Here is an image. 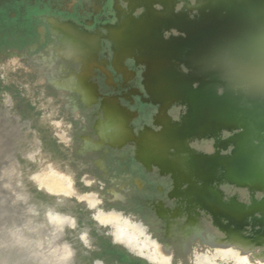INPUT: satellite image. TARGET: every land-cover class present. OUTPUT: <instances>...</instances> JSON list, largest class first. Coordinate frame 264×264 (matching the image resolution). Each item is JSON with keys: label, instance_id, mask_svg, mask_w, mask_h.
<instances>
[{"label": "bare ground", "instance_id": "6f19581e", "mask_svg": "<svg viewBox=\"0 0 264 264\" xmlns=\"http://www.w3.org/2000/svg\"><path fill=\"white\" fill-rule=\"evenodd\" d=\"M129 2L130 4H143L145 9L149 7L154 12L156 11V15L161 13V17L156 18L161 23L157 24L153 21L150 23L149 19L143 18L145 13L138 18L125 14L121 25L111 31L115 35L119 54L138 51L146 59L148 65L146 83L151 97L159 100L163 105L180 101L187 106L183 120L178 125L169 123L163 114L160 115L164 128L159 134L147 131L141 136L140 156L145 160L156 161L171 168L178 180L190 181L185 193L191 197V205L210 211L227 232L225 240L212 239L214 255L218 250L220 254H223V250L235 249L242 256L247 255L249 258L251 250H254L256 246H264V220L257 219L252 214L253 211L264 212V196L258 201L252 199L251 204L246 206L236 196L224 199V192L218 186H214L213 180L225 179L255 191L264 190V162L263 165L261 162L264 160L261 152L264 144H261L256 151L251 142V138L256 134L253 126L254 120L261 121L262 119L259 117L254 119L255 116L251 113V109L244 105L246 102L242 104L239 99L234 100L226 95H218L220 90L216 88L213 79L229 80L233 72L238 70L246 75L252 72L260 76L264 83V0H238V9L227 8L229 3L225 2V6L221 7V12L231 13L225 11L233 9V14L226 15L224 16L226 18L216 20L211 24L206 23L207 25L187 19L183 9L176 12L173 0H129ZM155 2L161 3L165 11L155 9L153 7ZM185 6H188V3ZM185 6L184 9H186ZM145 23L150 25H145ZM167 25H174L184 30L185 37L179 35L165 39L163 31ZM60 28L67 41L62 50L74 53L91 48L95 44L94 37L87 35L72 24H61ZM151 30L157 35H151ZM143 33L146 37L139 38L138 35ZM236 33H243V40L248 39L250 42L249 47L239 48L241 41H233L234 39L224 37L227 34ZM211 36L220 37L222 41L211 47L199 48L197 43ZM251 46L262 54L247 55ZM184 53L185 61L193 67L184 73L176 71L178 76L174 70L175 68L180 69V65L177 64L180 59H176L179 58L178 55ZM9 57L15 61V58ZM85 67L87 68L88 65ZM86 72L87 70L79 74H70L63 79L53 74L50 76L56 85L76 87L82 92L84 98L91 99L95 94V89L87 81ZM196 74L201 79L202 85L192 88L196 82ZM45 78V75L40 74L38 80L43 82ZM184 81L186 83L183 85ZM210 82H212L211 86L206 84ZM254 94L252 93L250 100H254ZM261 95L264 97V86ZM4 98H7L6 95ZM105 105L106 121L99 126L100 131L113 141H121L129 134L125 124L126 111L113 98H108ZM1 108L4 109V106L2 105ZM2 112L5 110L0 111V114L6 116ZM222 128L231 132L222 145L226 149L224 154L220 153L221 150L219 151L218 147L215 153L200 154L187 144L188 138L195 134H216ZM260 128L264 134V123ZM233 129L240 131L233 132ZM94 144L95 142L91 139H86L84 142L86 147ZM170 146L174 147L172 154L169 152ZM11 167L14 166L11 165ZM198 179L200 183L195 182ZM96 196L99 198V194ZM98 209L104 211L102 208ZM8 217L10 219L0 212V223L15 220L22 222L24 218L23 214L18 217ZM106 219L109 218L106 217ZM189 224L192 229H197L195 216L189 218ZM140 245V240L128 244L130 248L138 249L141 248ZM158 246L157 248L153 245L144 252L151 257L170 256V251L164 245ZM255 257L260 264H264V248L255 253ZM249 261L252 264L250 259Z\"/></svg>", "mask_w": 264, "mask_h": 264}, {"label": "flooded vegetation", "instance_id": "af4514ba", "mask_svg": "<svg viewBox=\"0 0 264 264\" xmlns=\"http://www.w3.org/2000/svg\"><path fill=\"white\" fill-rule=\"evenodd\" d=\"M87 1L88 2H86V6L92 11L96 12L100 9L102 0ZM123 1L126 2L125 7L121 5L120 0H113L112 8L116 17L114 23L97 25L93 30H87L82 25L76 24L70 20L66 21L59 20L56 17H46L44 20L47 22L48 27L53 33L58 35V43L49 44L46 48L45 54L28 58V65L31 69H33L34 73L32 74L34 77H37V79L39 78L40 74L46 76L42 83L49 85L53 90H55L56 94L60 96L58 97L57 101L61 103V105L59 104V107L64 111V113L71 114L72 116L78 115L77 117L73 118L81 121L79 126L74 127L72 124H65L59 116L55 117L56 115H53L49 119L59 121L60 127L57 128L53 125V121L50 122L49 135L55 137L58 142L66 145V147L68 146L66 152L68 151L72 155L83 157V164L94 165L99 170V172L95 174L96 181H102V179L110 181L108 185L104 184L102 186V191L104 192L108 187H113L110 192H106V195L114 197V201H123L124 205L127 208L129 207L130 199L132 197L131 188L128 184L129 173L127 172L116 175L113 170H127V161L131 155L133 159L137 161L146 171H156L159 176L165 177L164 184L157 183L154 186L149 185L140 178H132L136 188L142 190L141 194L144 195V198L141 200L142 204L147 207L148 210H152L153 214L162 222V233L163 237L165 238L163 240L159 238L150 240L149 236H147V239H139L141 241V245L143 246L142 247L140 245L141 248L139 249L143 251L148 250V248L153 246L152 242L154 241L155 244L164 245L170 251V264H183L185 260H187L190 264H194V260L198 255L205 253L213 254L214 248L212 247V239L225 240L227 238V232L222 228L219 221L214 218L210 211L200 206L194 207L191 205V197L185 193L190 181H180L176 178L171 168L165 167L156 161L145 160L142 156H140L139 140L141 136L147 131L153 134H159L164 128V122L160 118V115L163 114L169 123L178 125L183 120L184 114L187 111V106L185 103L180 101H173L170 104L163 105L159 100L151 97L146 83V74L148 71L146 59L142 57L138 51H127L123 54H119L115 35H113L111 31L121 25L122 17L125 14L138 18L143 14V10L145 9L143 4H130L129 0ZM155 3L163 7L161 3ZM67 5H70V2H67ZM137 7H141V11L137 14H134V11L137 9ZM67 23L74 25L87 35L90 34L91 37H94L95 44L91 46V48L76 51L74 53H69L64 49L62 50V47L67 41L65 40L66 37H64L60 25ZM172 28L180 30L174 25H167L164 31L170 30ZM164 31L163 37L165 39L179 36L168 35L166 37ZM99 37H104L110 42L111 56L109 63L115 69L116 73L120 74L119 80L112 79L111 72L106 69V60L99 57L98 55L100 49L98 43ZM9 56L16 58L9 53L6 56V62H14ZM59 57L77 63V69L74 70L63 64H58L57 58ZM128 57H131L135 64L143 65L139 82L142 85L146 96L143 95L144 92L142 93L138 88L128 86V80L131 81L134 75V71L126 66L125 62ZM86 65H88L87 68L85 67ZM95 68L102 70L104 74L103 82L104 84H107L108 92L101 91L96 82L92 80V75ZM84 70H87V81L95 89V94L91 99L84 98L82 92L76 87L70 85H56L50 76L53 74L57 78L63 79L70 74H79ZM117 89L119 92L114 91ZM72 94H74V96H70ZM135 96H138L139 100L142 102L155 105V111L149 113L145 109V114L141 115V111L139 112L138 109H131L130 106L125 105L120 101L122 98L127 101L128 104H133ZM108 98H113L116 103L124 111H126L127 114L125 118V124L129 130V134L121 141H113L109 136L104 135V133L100 131L99 126L106 121L105 102ZM76 102L87 105L85 107H91L94 104H97V107L93 112L90 111L88 118H85L80 114L81 109H76ZM172 105H182V108L179 109L178 113H175V117L171 112H174ZM62 117H66V115H62ZM143 119H147L149 123L143 122ZM224 131H227V129L222 128L216 134H195L188 138L187 144L190 148L195 149L200 154L215 153L217 147L219 148V151L221 150L220 153L224 154L226 153V149L222 145L227 137V135L223 134ZM86 139H91L93 142H95V144L89 147L84 146ZM173 151L174 147L170 146V154H172ZM92 153H95V155L89 156ZM115 160H118L119 162H113ZM83 177L85 179L93 180L94 176L92 173L88 172L83 175ZM120 177H126V179H121ZM195 182L200 183L201 181L198 179ZM213 184L214 186H218L224 192V199H228L229 196H236L238 199L235 192L230 193L229 195L226 194L224 187H222L224 184H228L237 188H245L246 190L249 189L248 187L237 185L225 179L213 180ZM89 190L90 189H88L87 192H89ZM154 193H156V196L153 195ZM96 194H99V197L101 196L100 191ZM121 197H123V200H121ZM105 208L106 205H104L103 209ZM200 211L208 214L211 226L214 227V229H216L220 234L213 233L208 227L203 225ZM191 216H195L197 219V229H192L189 224V218ZM131 220L134 221L133 219ZM134 222L139 224L138 221ZM172 239L173 242H177L179 244V249L183 253L182 257H178L176 255L175 248L172 244ZM132 249L140 251L138 248ZM255 253L256 252H254V250L249 252V259L251 260L252 264H256L257 262ZM144 254L149 260L156 262L155 260L150 259L151 256L149 254H146L145 252ZM251 256L253 258H251ZM216 264H224V261L217 259Z\"/></svg>", "mask_w": 264, "mask_h": 264}, {"label": "rangeland", "instance_id": "374dc122", "mask_svg": "<svg viewBox=\"0 0 264 264\" xmlns=\"http://www.w3.org/2000/svg\"><path fill=\"white\" fill-rule=\"evenodd\" d=\"M67 2H70V5H67ZM86 2L88 1L0 0V52L15 53L16 56L20 55V57L17 58V68L11 70L7 69L4 73V76L1 75L3 70L0 69V93L3 91L11 92L14 104L13 108H16L19 113L32 118L33 123L38 128L40 134L39 136L43 142V145L54 154L53 157L64 158L73 167L76 166L75 156L70 154L69 152H66L65 154V151H63L62 149L61 143L58 142L53 136L49 135V123L44 120L43 109L38 105L41 102L39 87L46 86L47 89L50 88V90L48 91L51 95H54V93L49 85L41 83V81H39L37 77L33 76V69H31L28 65L29 60L27 61V59L45 54L46 48L49 44L58 43V35L50 30L47 22L44 20L46 17H56L59 20H70L76 24L82 25L87 30H93L97 25H103L106 23L112 24L115 22L116 17L112 8L113 0H102L100 9L96 12L89 9L86 6ZM194 2L195 0H176L174 8L177 11L183 8L186 3H188V5H192ZM120 3L123 7L126 6L125 1L120 0ZM153 7L158 10L161 8V6L157 3H154ZM140 11L141 7H137V9L134 11V14H137ZM193 11H195V9H190L188 12L191 15ZM154 14H157L156 11L154 12ZM149 17L151 16L149 15ZM148 21L150 23L152 21L153 23L157 24L161 23V21L154 18L149 19ZM146 24L148 23H145V25ZM164 33L166 37L168 35H183L181 31L173 28L164 31ZM150 34L153 36L157 35L152 30ZM138 37L142 39V37H146V35L143 33L138 35ZM99 47L100 49L98 55L99 57L106 60V69L111 72L112 79L119 80L120 74L116 73L115 69L109 63L111 56L109 40L104 37H100ZM6 59L7 58H5L4 56V61H6ZM57 63L68 66L74 70L77 69V63L62 57L57 58ZM125 63L129 69L134 71L132 80L128 81V86L136 87L143 93V87L139 82L143 65L135 64L134 60L131 59V57H128ZM178 65H180V69L177 70L174 67V73L176 75H178L177 72L184 73L190 69L182 62H180ZM103 75L104 74L102 70L95 68L93 71L92 80L96 82L101 91L108 92L107 84H104L103 82ZM22 82H29L30 86L27 88ZM185 83V81L182 82L183 85ZM114 91L119 92L118 89ZM143 95L146 96V93L144 92ZM55 101L57 104V100ZM120 101L123 104L130 106L131 109H138L139 112L141 111V115L145 114V109L149 113L155 111V105L140 101L138 96L134 97L133 104H128V102L122 98ZM96 107L97 104H94L91 107H85L82 103H79V108L81 109L80 114L85 118H88L90 115V111L93 112L94 110H96ZM56 108L57 115H66L64 119L68 121L69 124H72V126L77 127L81 124V121L74 119L70 114H65L64 111L59 107V104ZM172 108L174 109V112H171L175 117V113H178L179 109L182 108V105H172ZM143 122L149 123L147 119H143ZM230 133V131L223 132L224 135H228ZM34 149L36 150L35 145L32 147L31 151H35ZM113 162L119 161L115 160ZM127 163V170H113V172L116 175L127 172L129 173L128 184L131 188L132 197L130 199V205L128 209L130 208L133 213L137 214L143 220V222L148 225L154 236L163 240L165 238L163 237L162 233V222L153 214L152 210H148V208L142 204L141 200L142 198H144V195L141 194L142 190L136 188L132 178H140L141 180L147 182L149 185L154 186L157 183L164 184L165 177L159 176L156 171H146L137 161L133 159L132 155L129 156V160L127 161ZM85 165L84 170H82L83 172H90L92 174H97L99 172V170L94 165ZM58 168L61 171L69 172L67 169H61L60 167ZM120 178L126 179V177ZM102 181L106 185H108V183L110 182L106 179H102ZM222 187H224L227 195L235 192L240 201L244 203L249 202L247 190L245 188H237L228 184H224V186ZM256 194L259 195L260 192H257ZM153 195L156 196V193H154ZM72 211L75 213H81V209L78 207L72 209ZM0 212L4 213L7 218H9L8 216L13 217L10 212H6L5 210L4 212L0 210ZM200 214L203 225L208 227L213 233L220 234L216 229H214V227L211 226L208 215L206 213H203V211H200ZM91 235L94 239V243L99 247L92 250V255L101 257L110 264H113L115 259H117L121 264H148L144 260H140L137 257H134L123 251L120 247L111 245L106 238L98 235L94 229L91 230ZM172 244L175 248L176 255L178 257H182L183 253L179 249V244L177 242H173ZM263 248L264 246H256L254 248V252L257 253ZM251 258L253 257L251 256ZM79 260L80 262H82V264H89L90 257H88L87 255L79 254ZM183 264L190 263L185 260Z\"/></svg>", "mask_w": 264, "mask_h": 264}, {"label": "water", "instance_id": "95a60500", "mask_svg": "<svg viewBox=\"0 0 264 264\" xmlns=\"http://www.w3.org/2000/svg\"><path fill=\"white\" fill-rule=\"evenodd\" d=\"M176 0H173L175 4ZM225 2L229 3V7L227 8H236L238 9V0H195V2L192 5L186 6V9L181 8L177 10L176 12H179L183 9V12L187 15V19L192 20L193 22H199L204 24H211L213 22H216V20H221L223 18H226L224 16L233 14V9L231 11H225V12H231V13H223L221 12L222 8L225 6ZM223 3V4H222ZM173 5V4H172ZM224 5V6H223ZM223 6V7H222ZM228 6V5H226ZM222 7V8H221ZM190 9H195L189 14ZM159 10H164V7H161ZM165 11V10H164ZM149 12V14L147 13ZM153 12V13H152ZM221 12V13H220ZM143 18L147 19H156L161 17L160 15L154 14V11L146 7V9L143 10ZM151 15V17H149ZM155 15V16H154ZM68 21V20H66ZM206 24V25H207ZM182 31L183 35L181 37L185 36V31ZM226 38H230L231 40H239L242 42L241 45H239V48L242 47H249V40H243L244 36L243 33H236V34H227V36H224ZM100 38V37H99ZM222 39L217 36H211L207 40H202L197 43L199 45V48L211 47L215 44H219ZM99 43V40H98ZM198 49V47H197ZM261 55L262 53L258 51L256 48L251 46V50L247 52V55L255 54ZM9 53L0 52V69L3 70L1 75H5L4 73L6 70H11L17 68V58L20 57V55H17L15 53H10L13 56H15L14 62H6L4 61V56H6ZM179 58L176 60H179L177 64L182 62L184 65L188 66L192 69V65H188L186 60V55L180 54L178 55ZM243 57V56H242ZM37 74V73H36ZM196 82L195 85H192V88H196L198 85H202L201 79L198 78V75H195ZM199 79V80H198ZM219 79V78H218ZM231 79V80H230ZM229 80H216L213 79L216 83V88H218L220 91L217 93L218 95H226L228 97L233 98L234 100L239 99L240 103L243 104V102H246V107L251 109V113L255 116L254 119H257L256 117L261 118L262 120H254L253 126L255 127V137L251 138L252 145L255 147V150L257 151L261 144H264V134L261 131L260 126L264 123V97L261 95L262 88L264 86L263 79L253 74L252 72L242 73L241 71L235 70L233 72L232 78ZM198 80V81H197ZM242 80V81H241ZM40 81V80H39ZM200 81V82H199ZM211 81V80H210ZM23 83V82H22ZM42 83V82H41ZM27 88L30 86L29 82L23 83ZM205 84V83H204ZM207 85L212 84L206 83ZM215 86V85H214ZM40 90V96H41V102L38 104L43 109L44 114V120L48 123L54 121L52 119H49L51 116L56 115L57 117V108L58 104L61 105L60 102L56 104V101L58 97H60L58 94H56L55 90L51 88L54 95H51L47 89L46 86L39 87ZM236 91V92H235ZM252 93L254 94V100H250L252 97ZM6 95L7 98H4ZM63 96V95H62ZM74 96V94L70 95ZM60 100V99H59ZM76 109L79 108V102H76ZM4 106V109L1 108V106ZM13 98L11 96V92L3 91L0 93V111L5 110L6 116L3 114H0V169L8 168L9 166L13 165L15 168V175L10 178L9 182L12 185V189L15 192H23L24 196L26 197L27 204L23 203H13V192L8 191L4 188H0V201H3L2 204H0V210L4 212H10L13 217L19 216L20 214H23V210L27 205H35L37 210L39 212H43L44 207L51 206L55 210L69 214L71 216H74L76 218V228L75 229H66L65 233L63 235V241L67 242L72 250V257L70 260V264H82L79 260V254L81 255H87L90 257L89 264H110L107 261H105L103 258L92 255V250L99 248L98 245L94 243V239L91 235V230L94 229L96 233L104 238H106L109 243L113 246L120 247L123 251L127 252L128 254L137 257L140 260H144L148 264H156V262H153L149 260L143 250H133L132 248H129L128 246H125L120 243H113L112 237L109 233L110 229L106 226L101 225L96 220L93 219V211L95 209H89L86 204L82 202H78L75 197L73 198H60L61 202L57 203L58 197L53 195H48L44 191H38L36 186L29 180V176L39 171L40 169L44 168L45 165H47L48 162H52L54 165L60 167L61 169H67L69 173H72L74 175V179L76 181L75 188L77 190L78 194L86 193L88 189L89 192H101V196L98 198L102 202L97 205V208H104V205H106V208L104 209V213L111 212V210L121 213L123 216L130 217V219H133L134 221L139 222V226L143 228L144 232L147 236H149L150 240L157 238L153 235L152 231L149 229L148 225L143 222V220L135 213H133L130 209H128L123 201L117 202L114 201V197H110L109 195H106V192H110L113 187L110 186L106 189V191H102V186L105 184L103 181L95 179V174H92L93 177V183L91 186H85L81 182V177L85 175L84 170L85 166L83 164V157H78V155L75 156V161L77 166L73 167L71 166L66 159L60 158V157H53V153L47 149L40 138V134L38 131V128L33 123V120L31 117L23 115L22 113H19L16 108H13ZM84 106H87L84 104ZM7 112V113H6ZM66 114V113H65ZM68 114V113H67ZM71 115V114H70ZM47 116V118H46ZM72 116V115H71ZM78 115H73L72 117H77ZM61 120L64 121L65 124H69L68 121L64 119V117L59 116ZM240 130H234L233 132H239ZM73 135V133H72ZM71 135V136H72ZM36 146L35 151H31L33 146ZM62 149L65 151L66 154V145L62 144ZM264 147V146H262ZM31 148V149H30ZM68 149V148H67ZM262 155L264 156V149L261 151ZM29 154H31L35 162H31L28 159ZM95 155V153H92L89 156ZM262 165L264 160L261 161ZM261 165V166H262ZM19 181V187H17V182ZM260 192L259 195L256 193ZM247 195H248V203H244L246 206H249L251 204V201H258L264 196V190H258L255 191L253 189H247ZM251 196V197H250ZM123 197H121V200ZM80 208L81 213H75L72 211L74 208ZM199 213V211H198ZM257 219H263L264 220V212L256 213L253 211L252 213ZM84 232L87 233V239L89 241V246H85V244L80 240V234ZM153 236V237H152ZM113 264H121L117 259L114 260Z\"/></svg>", "mask_w": 264, "mask_h": 264}, {"label": "clouds", "instance_id": "9594fccd", "mask_svg": "<svg viewBox=\"0 0 264 264\" xmlns=\"http://www.w3.org/2000/svg\"><path fill=\"white\" fill-rule=\"evenodd\" d=\"M53 125L60 127L59 121H53ZM29 161L35 162L34 157L29 154ZM15 175V168L9 166L0 169V188L13 192V203L27 204L23 192H15L9 180ZM29 180L36 186L38 191H44L48 195L60 198H73L78 202L86 204L93 211V219L110 229L109 233L112 242L128 246L129 243L139 239H147V235L136 222L130 217L121 213L111 211L104 213L97 208L102 201L96 193L78 194L75 188L74 175L61 171L52 162L44 168L29 176ZM81 182L85 186H91L93 180L81 177ZM19 181L17 187H19ZM3 201H0L2 204ZM23 221L0 223V264H70L72 250L67 242L63 241L66 229H75L76 218L66 213L59 212L51 206L44 207L43 212H39L35 205H27L23 210ZM108 217L109 219H106ZM80 240L89 246L87 233L80 234ZM155 247H159L152 242ZM156 264H170L171 257H151ZM217 259L224 261V264H250L247 255H241L238 250H220L213 255L205 253L199 255L194 264H216ZM256 264H260L259 261Z\"/></svg>", "mask_w": 264, "mask_h": 264}]
</instances>
